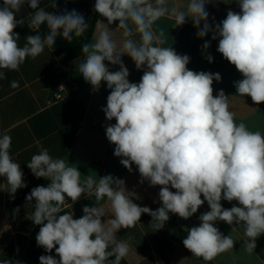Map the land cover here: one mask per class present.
<instances>
[{
    "label": "clouds",
    "instance_id": "clouds-1",
    "mask_svg": "<svg viewBox=\"0 0 264 264\" xmlns=\"http://www.w3.org/2000/svg\"><path fill=\"white\" fill-rule=\"evenodd\" d=\"M209 2L188 0L178 9L169 0H96L94 10L108 24H119L115 31L100 28L92 42L81 45L84 59L77 68L94 88L107 83L111 91L102 111L116 123L106 127V138L129 172L133 164L137 166L141 183L147 180L150 186H161L162 206L153 211L134 203L125 181L111 175L82 179L77 167L41 148L27 167L50 183L32 188L26 200L35 199L31 219L42 225L37 245L47 252L55 249L59 259L41 255L40 264H121L130 249L127 240L116 238L118 230L135 227L145 213L159 230L169 213L188 219L205 201L210 211L199 216V226L190 228L182 241L193 256L210 262L233 249L235 240L214 226L217 220L239 225L245 250L252 253L256 248V239L264 234V132L237 122L224 91L213 95L212 85L221 80L220 74L188 69L190 57L166 46L167 27L158 22L174 18L176 25H182L190 18L199 38L212 32V39H219L217 51L243 76L235 82L238 95L249 96L259 105L264 102V0H238L241 11L229 10L215 25L208 22L205 5ZM25 4L34 10L27 23L37 34L28 35L21 47L14 29L26 23V18L17 19ZM50 6L56 7L55 0ZM45 24L48 31L42 36L39 29ZM88 27L75 9L55 14L41 7L40 0H3L0 80L6 78L3 70L18 71L28 58L52 48L57 37L71 42ZM117 30L122 37L119 50L110 35ZM202 48L207 50L209 43ZM124 54L137 69H144L139 83L129 81L121 59ZM206 59L213 61L211 54ZM105 61L119 65V70L110 71ZM11 87H19V82L11 81ZM11 145V136L0 135V176L6 177L7 191L14 197L27 185L20 164L10 154ZM84 194L94 196L97 206H84L78 219L72 212L60 214L66 197L76 202ZM105 197L110 203L107 212L100 205ZM221 200L237 201L239 206L225 209ZM108 213L112 218L102 221ZM0 264L12 262L3 259Z\"/></svg>",
    "mask_w": 264,
    "mask_h": 264
},
{
    "label": "crops",
    "instance_id": "crops-1",
    "mask_svg": "<svg viewBox=\"0 0 264 264\" xmlns=\"http://www.w3.org/2000/svg\"><path fill=\"white\" fill-rule=\"evenodd\" d=\"M53 0H40V6L46 11L55 14L65 10H77L85 17L89 27L82 37L68 42L57 37L52 48H45L44 52L35 59L28 58L18 71L3 70L6 78L0 80V135L7 134L12 138L10 154L20 164L23 171V180L26 187L10 194L7 189L6 177L0 176V260L8 259L12 264H40L41 255H51L59 259L53 249L47 252L37 245L36 236L42 225L34 224L32 218L35 199L26 200L32 188L47 184L45 178H37L27 167L34 154L41 148H46L53 158L65 159L70 165L77 167L82 179L93 175L98 180L100 177L111 175L125 181L126 189L133 193V202L141 207H148L155 211L162 206L159 200L161 186H150L147 180L141 183V176L137 166L132 165L129 172L121 163V157L114 155L115 145L106 138V127L115 124L116 120L106 119L102 109L106 107L110 89L102 81L98 88L90 83L91 92L86 103L84 116L73 137L69 148H66L68 125V109L64 99L56 100L54 92L56 84L53 77L67 70H76L77 65L84 59L81 45L92 42L100 28H109L115 31L119 21L108 24L107 19L100 16L95 10L96 0H55L56 7H51ZM188 0H169L170 6L182 9ZM3 0H0V6ZM209 13L208 22L211 25L219 24L226 18L229 10L239 13L241 11L238 0H211L205 5ZM34 10L27 4L17 14V19L26 18V23L18 25L14 31L18 33V44L22 47L28 35L37 34L28 26L27 19ZM96 20V22H95ZM95 22V26H94ZM167 27L168 42L166 46L172 47L177 54L188 55L190 62L188 69L200 72L219 73L221 80L213 82V95L220 90L230 98V109L234 112L237 122H245L251 130L264 132V102L255 104L249 96H240L237 93L235 82L243 79L239 71L217 51L219 39H212V32L205 37L197 36L198 29L193 26V21L186 18L182 25H176L174 18L162 19L158 22ZM203 22L201 23V27ZM93 32L90 35V31ZM39 34L45 35L48 31L46 24L41 25ZM117 42V50L121 47L122 37L119 30L110 32ZM209 43V48L204 50L202 45ZM211 54L213 61L209 63L206 56ZM124 65L129 70V81L139 83L144 69H137L132 59L124 54L121 56ZM105 64L112 72L119 70V65L108 61ZM11 81H18L19 87L12 88ZM66 84V83H65ZM67 85V84H66ZM68 87V86H67ZM76 87V86H75ZM170 187V186H169ZM175 192V189L170 187ZM201 199H204L201 196ZM223 208L230 209L233 205L239 206L237 201L228 202L221 200ZM105 211L110 210V203L105 197L100 201ZM95 207L94 196L84 194L76 202L66 197L61 215L73 213V218L83 216V207ZM210 211L207 201L188 219H183L177 214L169 213V219L163 228L156 230L151 226L152 217L142 214L140 221L130 229H120L116 233L118 240H127L129 253L123 258L121 264H206L184 247L177 233V227L185 232L194 226H199V216ZM112 218L108 213L102 221ZM214 226L225 235H231L235 240L233 249L219 254L212 260V264H264V234L256 239V248L252 253L245 250L243 231L239 225H232L217 220ZM110 259H114L111 257Z\"/></svg>",
    "mask_w": 264,
    "mask_h": 264
},
{
    "label": "trees",
    "instance_id": "trees-1",
    "mask_svg": "<svg viewBox=\"0 0 264 264\" xmlns=\"http://www.w3.org/2000/svg\"><path fill=\"white\" fill-rule=\"evenodd\" d=\"M92 32L93 28L90 31V35ZM52 82L53 84H56L57 82H63L68 86V96L65 100V104L68 109V125L65 146L66 148H69L77 131L78 125L83 119L85 106L90 97L91 87L89 83L86 82L81 76L78 69L64 71L60 75L53 77ZM43 186H47V181ZM177 233L182 241L187 236V232L179 227H177ZM198 259L206 264H212V261L205 262L202 258ZM122 262L124 263L123 260Z\"/></svg>",
    "mask_w": 264,
    "mask_h": 264
},
{
    "label": "built area",
    "instance_id": "built-area-1",
    "mask_svg": "<svg viewBox=\"0 0 264 264\" xmlns=\"http://www.w3.org/2000/svg\"><path fill=\"white\" fill-rule=\"evenodd\" d=\"M63 85V87H61ZM68 92V87L65 83L60 82L56 85L55 87V92H54V98L56 100H62L64 99L65 94Z\"/></svg>",
    "mask_w": 264,
    "mask_h": 264
}]
</instances>
